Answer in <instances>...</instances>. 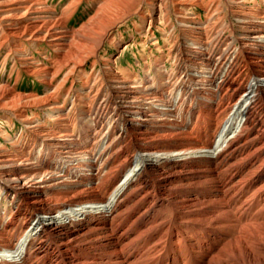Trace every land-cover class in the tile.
Instances as JSON below:
<instances>
[{
    "label": "bare ground",
    "instance_id": "6f19581e",
    "mask_svg": "<svg viewBox=\"0 0 264 264\" xmlns=\"http://www.w3.org/2000/svg\"><path fill=\"white\" fill-rule=\"evenodd\" d=\"M82 1L0 0L3 68L45 86L0 82V264H264V0H99L71 30ZM132 9L143 75L98 51Z\"/></svg>",
    "mask_w": 264,
    "mask_h": 264
},
{
    "label": "rangeland",
    "instance_id": "374dc122",
    "mask_svg": "<svg viewBox=\"0 0 264 264\" xmlns=\"http://www.w3.org/2000/svg\"><path fill=\"white\" fill-rule=\"evenodd\" d=\"M70 1L71 0H48V4L50 7L53 6L52 8H54L55 10L60 11ZM98 3L99 0H83L82 3L78 5L76 12H74L73 15L67 16L69 19L67 20L69 28L71 30H75L78 29L80 25L87 23L94 15ZM155 15L158 16L159 14L156 13ZM146 26L147 24L142 23L141 20L138 19V16L133 15V9L129 14H127V11L120 12V14H117L116 18L112 20L111 23L106 25L107 31L110 29V38L107 39V41H110L111 38H115L114 43L109 45V43L105 41L103 46H100V48L98 49L99 53L105 57L112 56V58H115L118 63V70L132 69L133 71L136 70L139 75H143V67H146L143 62V58H148L150 54L153 55L157 53V50L155 48L152 49L149 46V43L153 38L144 35ZM142 27H144L142 31L143 34L139 35L138 31L141 30ZM154 33H156V36H158V43L162 46L161 49L166 50L167 45L165 39L161 37L162 32L155 28ZM124 45H127L125 49H123ZM40 49L42 51L41 56H37L35 60H37L38 62L49 64L50 60L55 56V53L50 48L44 45ZM151 49L153 54L150 53ZM5 53L6 51L0 53V82H7L9 86H13L16 92L25 93L27 91L26 93H28L37 91L39 94H42L45 89L44 84H42V82L38 78L30 76L26 72V70H24L21 64H19L22 71L20 79L18 82H14V75L9 72L11 67L15 66L16 64L14 60L15 55L7 59V65L5 68H3L2 64L4 61L3 58ZM139 62L140 65L138 64ZM167 67L170 68V66ZM139 68H142L140 72ZM15 124L18 128L21 125V123L16 120ZM5 126L7 128V125L0 124V127L4 128ZM1 204L2 200L0 199V206Z\"/></svg>",
    "mask_w": 264,
    "mask_h": 264
}]
</instances>
